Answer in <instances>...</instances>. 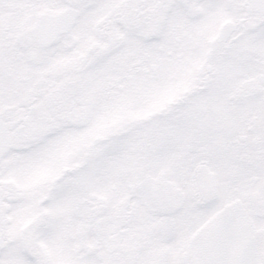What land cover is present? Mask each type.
Returning <instances> with one entry per match:
<instances>
[{"label": "snow or ice", "instance_id": "obj_1", "mask_svg": "<svg viewBox=\"0 0 264 264\" xmlns=\"http://www.w3.org/2000/svg\"><path fill=\"white\" fill-rule=\"evenodd\" d=\"M0 264H264V0H0Z\"/></svg>", "mask_w": 264, "mask_h": 264}]
</instances>
